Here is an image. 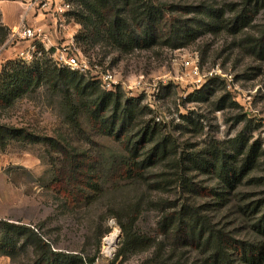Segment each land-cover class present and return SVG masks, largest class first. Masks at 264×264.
<instances>
[{"label": "rangeland", "instance_id": "374dc122", "mask_svg": "<svg viewBox=\"0 0 264 264\" xmlns=\"http://www.w3.org/2000/svg\"><path fill=\"white\" fill-rule=\"evenodd\" d=\"M152 1L170 12L153 47L120 53L105 42L74 40L69 48L80 52L91 68L115 76L122 104L141 99L142 121L156 125L160 133L156 166L145 180L136 181L139 156L128 142L125 151V137L108 135L92 118L90 99L75 92L66 95L43 82L12 105H0V131L23 130L35 138H0V224L25 226L53 252L77 255L83 264H142L152 258L153 249L139 245L138 236L140 241H163L158 225L163 210L188 206L235 241L261 246L264 259V232L258 233L262 228L256 225L264 216V2L254 7V0ZM206 9L220 15L205 14ZM241 11H248L252 20L240 30L232 20ZM176 20L190 22L187 36L175 48L168 23ZM12 43L0 19V54ZM184 57L197 59L202 73L218 67L231 74L232 85L216 79L197 87L181 67ZM45 59L54 61L49 55L37 61ZM139 77L157 79L158 86L131 95L127 83ZM132 129L127 127V141L138 130ZM249 147L258 151L250 172L240 184L222 183L208 165L210 154L219 151L227 164L240 167ZM133 215L137 236L126 241L119 223L129 226ZM111 234L115 246L106 254L103 246ZM1 238L12 243H0V264L35 263L34 250L22 246L25 237L12 229L5 233L0 225ZM209 254L193 245L178 250L177 258L201 264ZM229 254L242 264L235 251Z\"/></svg>", "mask_w": 264, "mask_h": 264}, {"label": "trees", "instance_id": "16d2710c", "mask_svg": "<svg viewBox=\"0 0 264 264\" xmlns=\"http://www.w3.org/2000/svg\"><path fill=\"white\" fill-rule=\"evenodd\" d=\"M66 1L72 5L73 10L65 16L73 18L80 27L74 36L75 43L88 40H91L93 44L105 42L120 53H130L134 50L153 47L159 39L160 28L164 24L167 25L165 19L170 13L165 6H159L152 0ZM263 2L264 0H254V7ZM204 12L216 17L220 15L219 11L214 12L209 9ZM251 20L252 17L248 11H241L232 20V24L241 30L248 26ZM189 22L176 20L175 23H168V25H172L168 38L173 40L175 48L180 46L183 37L187 36ZM37 53L38 56L34 59L36 61L40 55H49L54 59L53 49L45 51L40 45H37ZM43 82L66 95L71 96V93L75 92L80 99H90L92 118L98 121L102 127L107 128L108 135L115 139L125 137V151L127 152L128 142L131 151L139 156L138 160L134 161L135 180L141 182L146 179V172L155 167L160 159L158 155H161V141L157 126H151L149 122L142 121L144 114L139 107L140 98L135 99L134 103L122 104L120 87L112 92H105L97 81L92 79L86 81L85 76L59 67L55 60L45 59L42 64L37 61L35 64L28 65L17 59L11 60L1 67L0 105H12L15 100L23 98L29 91L40 87ZM213 82L217 81L209 80L203 87ZM69 104L70 111L74 112L73 100H70ZM127 127L138 128L137 132H132L128 141ZM5 137L26 142L35 141V138H30L32 135L16 129L1 130L0 138ZM257 158L258 151L254 147H249L245 152L241 166L232 167L227 164L224 154L215 151L210 154L212 162L208 165L217 171L219 180L229 186L240 184L254 166ZM162 205L167 206L166 203ZM167 207L170 209L169 206ZM185 207V210L182 211L163 210L162 220L158 224L160 235L164 237L163 241L155 243L150 238H143L144 240L140 241L138 236L139 245L145 246V249H153L152 258L142 264H188L186 260L177 258V251L193 245L210 251L209 256L201 264H235L229 254L230 250L239 255L238 259L242 264H260L261 261L264 264L261 246L235 241L228 234L217 229L206 216L191 207ZM135 222L136 216L133 215L129 226L119 223L121 233L125 236L126 241L137 236L133 230ZM0 225H3L5 233L12 229L21 239L25 237L22 246L25 247L29 244L34 250L36 256L34 264H83V260L77 255L53 252L38 233L25 226H14L7 223ZM256 225L262 228V230H258V233L264 232V216ZM166 241H169L168 249L165 247ZM0 243L1 245H10L12 240L1 238ZM162 253L165 254L164 259H161Z\"/></svg>", "mask_w": 264, "mask_h": 264}, {"label": "built area", "instance_id": "2783aa9c", "mask_svg": "<svg viewBox=\"0 0 264 264\" xmlns=\"http://www.w3.org/2000/svg\"><path fill=\"white\" fill-rule=\"evenodd\" d=\"M42 8L50 7L55 15L65 16L68 12L73 10L70 3L64 0L62 3H54L51 0H43ZM43 33L39 29L29 28L24 22H20L14 29L10 30L11 40H31L33 43L25 51L18 55L22 61H32L37 56V40L41 39ZM56 64L61 68H66L69 71L76 72L83 76H90L92 80L99 83L101 89L105 92H112L119 84L115 76L108 70L99 71L97 67L91 68L88 62L81 56L77 50L70 51L69 47L63 46L58 48L54 54ZM186 76L199 87L200 84L208 82L209 80L218 79L224 81L228 87L233 83L231 74L223 73L218 67H214L208 72H201L198 60L192 57H184L181 62ZM157 79L146 80L143 77L137 78L134 82L127 83V92L131 95L135 93L145 92L148 88H156L158 86ZM264 126V121L262 122Z\"/></svg>", "mask_w": 264, "mask_h": 264}, {"label": "crops", "instance_id": "0c3cea01", "mask_svg": "<svg viewBox=\"0 0 264 264\" xmlns=\"http://www.w3.org/2000/svg\"><path fill=\"white\" fill-rule=\"evenodd\" d=\"M43 0H0L1 24L9 31L14 29L20 22L27 27L41 30L43 36L37 40L45 51L50 49L54 53L58 48L73 45L74 35L80 27L66 16H58L48 7H41ZM58 4L64 0H51ZM33 42L31 40H14L11 47L0 54V68L4 61L18 58Z\"/></svg>", "mask_w": 264, "mask_h": 264}, {"label": "bare ground", "instance_id": "6f19581e", "mask_svg": "<svg viewBox=\"0 0 264 264\" xmlns=\"http://www.w3.org/2000/svg\"><path fill=\"white\" fill-rule=\"evenodd\" d=\"M115 237V234H111L107 238H105L103 250L106 254H109L113 250L116 241Z\"/></svg>", "mask_w": 264, "mask_h": 264}]
</instances>
